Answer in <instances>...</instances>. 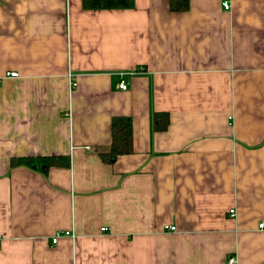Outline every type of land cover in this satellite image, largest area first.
<instances>
[{"label":"crops","instance_id":"obj_1","mask_svg":"<svg viewBox=\"0 0 264 264\" xmlns=\"http://www.w3.org/2000/svg\"><path fill=\"white\" fill-rule=\"evenodd\" d=\"M263 220L264 0H0V264H264Z\"/></svg>","mask_w":264,"mask_h":264},{"label":"trees","instance_id":"obj_2","mask_svg":"<svg viewBox=\"0 0 264 264\" xmlns=\"http://www.w3.org/2000/svg\"><path fill=\"white\" fill-rule=\"evenodd\" d=\"M135 0H83L85 9H118L132 8ZM190 0H170V8L173 11L187 10ZM170 124L168 112H156L154 114V127L165 130ZM112 142L108 151L100 152L103 161L113 163L121 155L130 154L134 151L133 145V122L130 116H113L111 122ZM12 165H25L31 168L45 166H70L71 158L64 156H18L11 160Z\"/></svg>","mask_w":264,"mask_h":264},{"label":"built area","instance_id":"obj_3","mask_svg":"<svg viewBox=\"0 0 264 264\" xmlns=\"http://www.w3.org/2000/svg\"><path fill=\"white\" fill-rule=\"evenodd\" d=\"M223 5H224V8H226V9L230 8V3L228 1H225L223 3ZM8 75L13 76V77H17L19 75V73L18 72H9ZM70 80H71V89H74L77 86V81L73 77H70ZM120 87L122 89L126 90V89H128L129 84H128V82L125 79H122L121 82H120ZM230 211H231V214L233 216L236 215L234 210H230ZM258 228L259 229H264V220L260 222ZM167 229L175 231L176 227L175 226H170V227L166 226V230ZM102 230L105 231L106 228H102ZM64 235L75 237V234L73 232H71V230L59 231L53 236L52 242L54 244L57 243L58 239L61 236H64ZM225 264H238L237 256L235 254L228 256V258L226 259V263Z\"/></svg>","mask_w":264,"mask_h":264},{"label":"water","instance_id":"obj_4","mask_svg":"<svg viewBox=\"0 0 264 264\" xmlns=\"http://www.w3.org/2000/svg\"><path fill=\"white\" fill-rule=\"evenodd\" d=\"M43 168H45V166H43Z\"/></svg>","mask_w":264,"mask_h":264}]
</instances>
